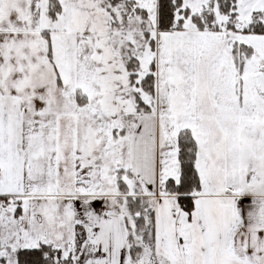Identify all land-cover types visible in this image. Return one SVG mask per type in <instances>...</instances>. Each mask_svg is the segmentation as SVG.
Segmentation results:
<instances>
[{
    "label": "snow or ice",
    "instance_id": "snow-or-ice-1",
    "mask_svg": "<svg viewBox=\"0 0 264 264\" xmlns=\"http://www.w3.org/2000/svg\"><path fill=\"white\" fill-rule=\"evenodd\" d=\"M0 264H264V0H0Z\"/></svg>",
    "mask_w": 264,
    "mask_h": 264
}]
</instances>
